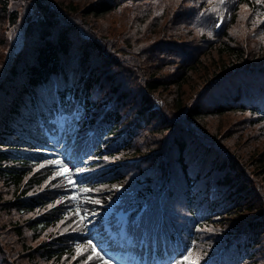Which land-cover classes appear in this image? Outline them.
I'll return each instance as SVG.
<instances>
[{
	"label": "trees",
	"instance_id": "16d2710c",
	"mask_svg": "<svg viewBox=\"0 0 264 264\" xmlns=\"http://www.w3.org/2000/svg\"><path fill=\"white\" fill-rule=\"evenodd\" d=\"M242 28L264 39V0H0V264H104L93 209L163 260L264 264V43ZM59 112L75 185L46 152Z\"/></svg>",
	"mask_w": 264,
	"mask_h": 264
},
{
	"label": "rangeland",
	"instance_id": "374dc122",
	"mask_svg": "<svg viewBox=\"0 0 264 264\" xmlns=\"http://www.w3.org/2000/svg\"><path fill=\"white\" fill-rule=\"evenodd\" d=\"M15 23H11V25L8 27L7 31H6V36L7 37H11L13 35H11V29L14 28ZM15 38H14V42H13V52H17L18 49L21 47L22 44V30L17 29L14 32ZM248 35L251 39L248 38ZM258 32L256 30H254L253 28H251V30H247L245 32V30L242 28V37H245L249 40V42L254 41L256 42V40H260L261 42L264 43V39L263 38H257L258 36ZM74 119V114L73 113H56V115L53 117L52 121L56 124V130L52 131L53 133H55L54 138L58 141L59 143H63L61 145H58L56 147H52L51 149L46 148V152L53 157L52 161H60L62 162V164L64 165L63 167H61L59 164H55V167L57 169L60 170L61 173H63V175L67 178V180L69 182L72 183V185H75L77 182H80V177L78 176V174H76L75 169L78 167L79 164V159H74L71 158L73 156L70 155V147L69 144L70 142L68 141L69 139L72 138L69 132L70 129V125L66 126L64 125L65 122H67L68 120H72ZM66 143V144H65ZM70 155V156H69ZM117 187L116 184H112L111 186H109V188L106 189V191L109 192L110 188H114ZM110 195H105L104 198L105 200L109 198ZM75 198H77L76 194L74 195ZM94 201L97 200H91L90 203L95 204L97 207H102L104 206L106 203L105 202H100L99 204L95 203ZM110 203V202H109ZM111 208H107V210H110ZM94 209L90 210L84 214H80V212L78 211L77 214L81 220V222L83 221L84 226H85V235L86 238H88V240H92V238H95L94 236H97L96 242L94 243H98L100 242V244H102V240H105V237H109L106 235L105 232L101 231V234H103V236L101 234H97L96 232L99 230L100 228H91L89 224L91 223L92 219L95 217L94 215H92ZM95 213H99V212H95ZM125 216L124 213H121V215L119 216V220L122 219ZM89 221L88 224H86ZM107 221V220H106ZM86 222V223H85ZM124 224H128L125 222H122ZM93 224V223H92ZM105 228H107L105 226ZM174 236V234H173ZM167 240L172 241V243L174 244V238H171V236L167 237ZM6 248L3 246V249ZM172 252V251H171ZM170 252V253H171ZM177 260H182V262L184 264H187V262L189 261L188 256L184 257L183 255L180 254H172V256L169 258V261L166 264H173L175 261ZM133 263V262H132ZM131 263V264H132ZM13 264V262H12ZM143 264H145V262H143Z\"/></svg>",
	"mask_w": 264,
	"mask_h": 264
},
{
	"label": "snow or ice",
	"instance_id": "6c2138e0",
	"mask_svg": "<svg viewBox=\"0 0 264 264\" xmlns=\"http://www.w3.org/2000/svg\"><path fill=\"white\" fill-rule=\"evenodd\" d=\"M220 2H221V3H224V0H220ZM176 3L179 5V4L181 3V0H176ZM216 26L219 27L220 25L217 24ZM105 159H107V158L105 157ZM50 163H56V164H59L61 167L64 166V165L62 164V162H60V161H51ZM83 171H84V169L81 168V169L78 170L77 174L82 173ZM83 190H84V191H87V189H83ZM117 190H120V189L117 188ZM94 202L97 203V204L100 203V201H98V200H97V201H94ZM92 215H96V213L93 212ZM88 244H89V246L92 248V251L94 252V254L99 256V255H100V252H98V251L96 250V245L92 244L91 241H89ZM78 250H79V249H78ZM89 259H91V257H89ZM104 264H109V262H108L107 260H105Z\"/></svg>",
	"mask_w": 264,
	"mask_h": 264
}]
</instances>
